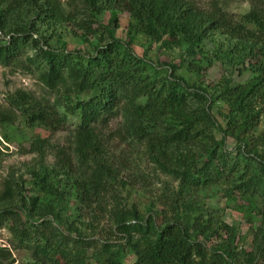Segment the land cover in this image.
Masks as SVG:
<instances>
[{
	"label": "trees",
	"instance_id": "obj_1",
	"mask_svg": "<svg viewBox=\"0 0 264 264\" xmlns=\"http://www.w3.org/2000/svg\"><path fill=\"white\" fill-rule=\"evenodd\" d=\"M15 2L13 6L0 0V34L5 35L0 40V66L23 58L25 69L33 70L44 92L39 97L19 90L8 94L5 107L0 108V121L12 124L18 116L27 127L41 125L53 133L68 130L69 117L76 121H72L69 132V147L54 148L49 167L42 163L46 145L37 141L30 146L39 158L36 170L30 174L34 186L46 195L38 203H47L49 210L39 218L41 221H32L27 208L36 206L37 197L24 199L12 188L11 181L3 184L0 203L21 196L22 205L0 208V228L9 233L12 250L27 251L29 259L15 262L11 250L4 246L0 247V264H83L79 250L91 248L92 243L63 235L46 218L51 215L60 220L64 189L74 193L80 213L84 212L91 222L101 220L110 202L119 198L118 177L129 169L142 145L155 161L163 158L165 151L173 150L177 154L175 161L185 166L176 177L188 186L202 188L224 180L230 189L248 198H259L264 204V157L249 158L247 154L250 161L256 162L249 165L243 139L236 144L235 154L225 149V129L211 114L215 97L204 87L184 82L175 75L174 68L169 73L156 69L145 52L138 57L132 48L134 40L141 36L159 48L170 49L180 43L184 45V55L191 58L198 56L202 42L215 31L238 40L235 63L246 62L253 79L233 89L224 83L220 96L224 95L227 103L226 127L239 139L240 133L254 129L253 107L248 108L247 94L264 82V62L259 59L264 57L263 1H252L239 20H233L217 5L206 13L188 0ZM101 12H108L106 26L96 20ZM118 12L128 18L123 37L114 36ZM12 17L21 25L8 22ZM48 23H72L86 37L84 41L88 38L102 44L94 46L88 55L79 50L67 52L63 43L53 49L38 34V27ZM104 35L106 41L102 42L100 37ZM93 90L94 96L80 98ZM212 130L220 134V141L211 137ZM202 139H208L209 148L201 149L204 157L198 163L186 148H195ZM206 234H224L226 242L218 247L214 258L205 262L206 252L193 238ZM153 236L142 244L130 245L132 264H235L229 262L235 258V231L221 220L196 216L188 228L169 222L154 229ZM261 236L255 259L240 264H264V233ZM100 248L98 264H122L119 249L111 251L106 244Z\"/></svg>",
	"mask_w": 264,
	"mask_h": 264
},
{
	"label": "rangeland",
	"instance_id": "obj_2",
	"mask_svg": "<svg viewBox=\"0 0 264 264\" xmlns=\"http://www.w3.org/2000/svg\"><path fill=\"white\" fill-rule=\"evenodd\" d=\"M15 1L5 0V3L15 6ZM58 1L62 4L65 0ZM188 1L206 13L217 5L233 20H239V17L250 8V4L255 0ZM259 1L264 2V0ZM108 16V12H101L97 15L96 20L100 25L106 26ZM10 19L11 21L8 22L11 24L21 25L16 18ZM29 20L33 19L28 18L27 21ZM116 23L118 30L114 36L123 37V31L128 24L127 15L118 12ZM38 30V34H41L53 49L63 43L67 52L79 50L88 55L94 46L102 44L98 40L88 38L84 41L86 37L72 23L56 26L48 23L39 26ZM4 38L5 35L0 34V40ZM100 38L102 42L106 41L105 35ZM132 48L138 57H141L142 52H145V56L156 69H163L169 73L174 68L175 75L181 76L184 82L204 87L215 97L214 104L211 106V114L225 129L223 142L227 151H233L232 154H235L237 152L236 144L240 139H243L245 157L250 158L255 155L264 157V82L260 87H256L252 94L249 92L246 98L250 101L248 108L250 105L253 107L251 114L252 116L254 114L253 131L252 128H248L247 132L240 133L239 139H237L236 132L231 133L226 127L224 115L227 114L225 112L227 103L223 100L224 95L220 96L223 93L222 86L227 83L228 88H238L245 86L253 79L246 62L235 63L238 60L240 48L238 40L215 31L202 42L198 56L191 58L184 55L185 48L180 43L174 44L170 49L159 48L158 44H149L148 40L141 36L134 40ZM259 59L262 63L264 62V57L260 56ZM25 68L26 63L23 58L5 67L0 66V108L5 107L6 96L14 91H24L33 97H39L44 92L38 84L33 70ZM95 94V90L89 91L80 95V98H90ZM73 120L76 121L69 117L68 130L55 133L44 129L41 125L27 127L18 116L12 124L0 121V193L3 184L6 181H11L12 188L22 194L24 199L29 196L37 197L36 206L27 207L30 209L32 221L36 219L41 221L39 218L47 215L49 210L47 211V203H38V201H43L46 195L34 186L30 174L36 170L39 162L38 154L32 152L30 146L37 141H42L46 145L42 152V163L49 167L52 164L51 152L54 151V148L69 147V132L74 125ZM210 135L216 141L221 140V136L216 130H212ZM207 140L203 141L202 139L195 148H186L195 155L194 159L198 163L204 157L201 149L209 148ZM52 147L53 149H51ZM143 148L145 145H142L141 150L138 149L139 151L135 153V158L129 169L123 171L118 177L116 189L119 198L110 202L107 212L101 217V220L99 219L100 221L91 222L84 212L80 213L74 200V193L64 191V189L60 204L64 210L59 215L60 220H54L51 215L46 218L63 235L74 239H86L92 243L91 248L79 250L82 263L98 264L102 255L99 252L100 245L106 244L111 251L119 249L122 255V264H132L134 256L130 248L131 244H142L151 240L154 237V229L158 230L169 222H178L188 228L196 216H201L203 219L211 217V219L221 220L225 225L233 227L235 239L232 250L235 258L229 262L240 264L254 260L257 255V247L262 240L261 235L264 233V204L261 199L240 195L236 190L230 189L224 180L216 185L202 188L188 186L176 177V173L184 169L185 166H180L179 161H175L177 154L173 150L165 151L163 158H157L155 161L153 158H149ZM248 157V160L245 159V161L253 166L256 162L250 161ZM20 197H15L16 199L10 202L0 203V208L15 204L22 205L19 202ZM193 240L198 242L206 252V262L217 255L215 253H217L218 247L226 242V236L224 234L197 235ZM10 241L12 239L6 229L0 228V247L9 248L15 262L27 261L29 259L28 252L12 250ZM195 260L199 261V258L196 257Z\"/></svg>",
	"mask_w": 264,
	"mask_h": 264
}]
</instances>
